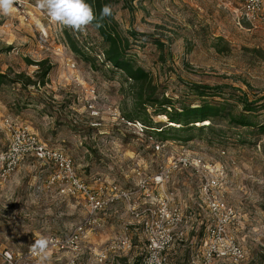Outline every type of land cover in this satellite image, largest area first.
Here are the masks:
<instances>
[{
    "label": "rangeland",
    "instance_id": "rangeland-1",
    "mask_svg": "<svg viewBox=\"0 0 264 264\" xmlns=\"http://www.w3.org/2000/svg\"><path fill=\"white\" fill-rule=\"evenodd\" d=\"M24 1V12L0 15V153L11 138L5 127L9 121L64 151L73 159L79 176L90 184L101 178L106 187L114 184L122 190H135L140 180L183 156L204 164H222L226 178L222 188L211 193L232 210L228 236L243 249L245 259H218L212 264H264V133L241 130V138L224 145L201 132L191 133L186 142L174 137L163 140L154 135L156 129L144 127L143 121L141 125L129 123L127 115L134 107L130 84L121 73L101 66L103 57L97 54L104 46L97 31L91 26L82 32L61 26L37 7V0ZM243 3L117 0L113 10L124 35L151 36L130 37V56L176 107L201 103L192 85L223 87V96L206 98L210 102L232 98V93L261 106L264 31L240 18ZM68 36L97 57L98 69L74 55ZM41 62L52 68L44 85L37 65ZM257 114L264 123V109ZM152 121L155 128L170 126L162 116ZM50 174L51 170L30 159L6 181L0 179V251L19 255V264H41L40 257L31 259L30 246L35 239L46 237L50 243L43 264H141L146 239L125 201H117L99 214L104 227L82 238L79 253L55 247L52 239L66 240L84 220L87 209L83 200L63 196L51 185ZM206 184L203 174L181 167L162 190L172 205L183 210L187 222L185 239L169 252V264H203L202 243L212 220L202 189ZM141 198L143 210L147 205ZM125 235L131 239V251L110 255L100 263L98 254ZM0 264H4L1 258Z\"/></svg>",
    "mask_w": 264,
    "mask_h": 264
},
{
    "label": "built area",
    "instance_id": "built-area-1",
    "mask_svg": "<svg viewBox=\"0 0 264 264\" xmlns=\"http://www.w3.org/2000/svg\"><path fill=\"white\" fill-rule=\"evenodd\" d=\"M16 10L20 12L26 10L24 0H20ZM240 18L264 31V0H244L240 9ZM5 127L11 133V138L7 149L0 153L2 181L9 179L24 161L34 159L51 170L50 183L57 186L63 196L79 198L85 203L87 215L84 220L66 240L52 239L51 243H54L55 247L79 253L82 238L104 227V219L99 214L107 206L117 201H125L146 239V249L141 264H148L149 260H152V264H169V252L178 242L185 239L187 222L183 210L172 205V200L163 194L162 190L169 182L171 174L184 167L203 174L207 182L202 189L206 195L207 211L212 220L207 226L206 238L202 243L203 264H212L218 259H231L234 262L245 259L243 249L228 236L232 210L223 200L211 193L213 190L221 189L222 182L226 178V169L222 164H204L200 159L183 156L171 162L169 166H161L159 172L150 178L140 180L135 190H122L114 184L106 187L101 178H96L94 184L88 183L79 176L75 163L69 155L49 146L28 128L14 126L9 121L5 122ZM156 150H160L159 145H156ZM140 198L145 201L142 203L147 205L143 210L139 206ZM189 215L192 219L193 213L190 212ZM131 249V239L125 235L109 243L105 250L98 254L100 263L107 261L110 255L119 256ZM30 257L39 258L31 251ZM0 258L4 264H19L21 261L19 255H14L6 249L0 251Z\"/></svg>",
    "mask_w": 264,
    "mask_h": 264
},
{
    "label": "trees",
    "instance_id": "trees-1",
    "mask_svg": "<svg viewBox=\"0 0 264 264\" xmlns=\"http://www.w3.org/2000/svg\"><path fill=\"white\" fill-rule=\"evenodd\" d=\"M117 0H86L94 12L99 17L100 10L106 4L112 6V15L100 21L101 26L96 27V22L91 26L99 34L104 49L101 54H97L101 59L102 67L111 68L114 73H121V77L129 83V91L133 101V111L127 115L129 122H144V127L156 129V134L163 140L170 138L188 141V136L193 132L207 134L210 140L227 145L230 139L241 138L239 131L248 130L251 133H264V123L258 121L257 112L264 109V104L258 106V102H250L243 95H231L229 99L219 102H210L206 98L215 99L218 95L223 96V87H211L206 85H192L194 91L201 99L198 106L181 105V108L175 106L173 100L160 93L158 87L154 84L151 75L142 67L138 66L130 56L132 42L130 37L149 38L151 36L144 34H135L131 32L129 36L123 34L119 27L113 10ZM222 40H220L221 42ZM156 45L163 47L159 40H154ZM68 45L76 56H80L91 67L98 69L97 57L84 51L83 48L71 37L68 36ZM220 49V46H218ZM89 51H93L90 50ZM40 66L39 77L41 84H45V79L51 72V67H46L45 62L37 64ZM3 77L0 76V79ZM235 99V102H231ZM264 97L258 100L263 101ZM162 116L166 118L170 126H161L155 128L152 118ZM225 124V127L221 125Z\"/></svg>",
    "mask_w": 264,
    "mask_h": 264
},
{
    "label": "clouds",
    "instance_id": "clouds-1",
    "mask_svg": "<svg viewBox=\"0 0 264 264\" xmlns=\"http://www.w3.org/2000/svg\"><path fill=\"white\" fill-rule=\"evenodd\" d=\"M19 3L20 0H0V15L11 16ZM37 7L45 10L51 21L81 32L94 22L100 27V21L112 15V6L106 4L98 17L86 0H37ZM49 243L48 238L39 237L30 246L31 252L40 257L41 264L48 259ZM148 264H152V260Z\"/></svg>",
    "mask_w": 264,
    "mask_h": 264
}]
</instances>
